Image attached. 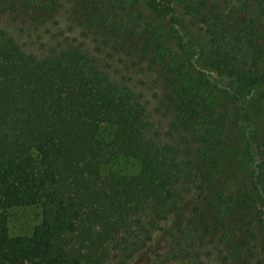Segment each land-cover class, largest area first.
Segmentation results:
<instances>
[{
	"label": "trees",
	"instance_id": "1",
	"mask_svg": "<svg viewBox=\"0 0 264 264\" xmlns=\"http://www.w3.org/2000/svg\"><path fill=\"white\" fill-rule=\"evenodd\" d=\"M120 156L139 171L104 173ZM29 206L41 222L11 235ZM219 244L264 264V0H0V264Z\"/></svg>",
	"mask_w": 264,
	"mask_h": 264
},
{
	"label": "rangeland",
	"instance_id": "2",
	"mask_svg": "<svg viewBox=\"0 0 264 264\" xmlns=\"http://www.w3.org/2000/svg\"><path fill=\"white\" fill-rule=\"evenodd\" d=\"M252 114L255 121L260 124L262 121V111L259 108L258 103H254L252 106ZM100 138L109 141L112 138L113 129L110 126H104L100 132ZM245 162L240 161V165L236 168L235 176H239L241 174L246 173V165ZM139 164L136 160L130 157H116L112 159L110 162H107L102 166V170L104 173L107 172H120V173H136L139 171ZM42 220V209L40 206H29V207H14L8 210V227L9 233L11 235H30L32 234L34 228L41 222ZM212 245H208L209 250H213L214 253L208 257L206 255L207 249H203V254L201 255L200 260L203 263H197L196 259H184V258H174L167 259L164 258L162 260H157L158 264H223L221 262L222 258V250H224V246L222 244L217 245V250L213 248ZM220 252H219V250ZM151 256V253L148 252ZM143 261H146L143 259ZM148 264H153V260H150Z\"/></svg>",
	"mask_w": 264,
	"mask_h": 264
}]
</instances>
